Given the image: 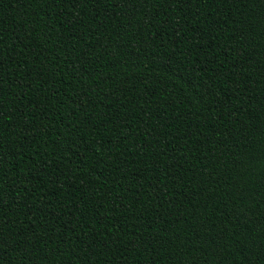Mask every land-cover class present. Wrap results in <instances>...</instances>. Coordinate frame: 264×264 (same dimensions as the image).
<instances>
[{
  "label": "trees",
  "instance_id": "16d2710c",
  "mask_svg": "<svg viewBox=\"0 0 264 264\" xmlns=\"http://www.w3.org/2000/svg\"><path fill=\"white\" fill-rule=\"evenodd\" d=\"M0 264H264V0H0Z\"/></svg>",
  "mask_w": 264,
  "mask_h": 264
},
{
  "label": "snow or ice",
  "instance_id": "6c2138e0",
  "mask_svg": "<svg viewBox=\"0 0 264 264\" xmlns=\"http://www.w3.org/2000/svg\"><path fill=\"white\" fill-rule=\"evenodd\" d=\"M73 2H78V0H73Z\"/></svg>",
  "mask_w": 264,
  "mask_h": 264
}]
</instances>
